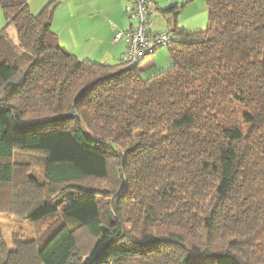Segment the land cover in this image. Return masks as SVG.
Here are the masks:
<instances>
[{
    "label": "trees",
    "instance_id": "trees-1",
    "mask_svg": "<svg viewBox=\"0 0 264 264\" xmlns=\"http://www.w3.org/2000/svg\"><path fill=\"white\" fill-rule=\"evenodd\" d=\"M28 2L0 0L17 33L0 31V214L41 220L61 197L74 223L12 248L0 226V264H264V0H206L207 28H170L150 78L79 59L52 30L60 0Z\"/></svg>",
    "mask_w": 264,
    "mask_h": 264
},
{
    "label": "crops",
    "instance_id": "crops-1",
    "mask_svg": "<svg viewBox=\"0 0 264 264\" xmlns=\"http://www.w3.org/2000/svg\"><path fill=\"white\" fill-rule=\"evenodd\" d=\"M51 0H29L38 13ZM159 8V3L154 0ZM125 0H60L52 21L58 43L79 59L113 65L122 61L126 50L123 40L115 42L118 30H129L133 22L126 12ZM158 16L155 21L158 24ZM8 24L0 7V31ZM157 61L149 65L157 68Z\"/></svg>",
    "mask_w": 264,
    "mask_h": 264
},
{
    "label": "rangeland",
    "instance_id": "rangeland-1",
    "mask_svg": "<svg viewBox=\"0 0 264 264\" xmlns=\"http://www.w3.org/2000/svg\"><path fill=\"white\" fill-rule=\"evenodd\" d=\"M159 3L158 25L157 31H166L173 28L177 23L180 27L185 28L188 32L202 31L208 25V8L206 0H155ZM155 19V18H154ZM12 39H17V33L14 24H9L6 28ZM155 60L157 68H150L149 65ZM94 62V61H93ZM97 63V62H96ZM173 64L169 53L168 46H161L155 54L148 55L140 64V68L144 70L143 77L150 78L157 73L169 69ZM4 96V92H0V97ZM44 156L33 153H22L18 155L14 161L30 166H23V170L19 169L18 174H31L38 179L43 180L44 177ZM58 197L55 205L58 211L47 217L33 221L25 218H17L8 214H0V226L4 232L5 240L10 248L14 247V235L20 234L25 240H33L40 238L49 229L48 236L60 225L66 224L72 228L73 220L65 217L62 210L66 208L70 202L61 201ZM51 227V228H50ZM51 230V231H50ZM47 236V237H48Z\"/></svg>",
    "mask_w": 264,
    "mask_h": 264
},
{
    "label": "built area",
    "instance_id": "built-area-1",
    "mask_svg": "<svg viewBox=\"0 0 264 264\" xmlns=\"http://www.w3.org/2000/svg\"><path fill=\"white\" fill-rule=\"evenodd\" d=\"M126 12L133 22L129 30H118L114 41L123 40L126 50L123 62L134 67L148 55L155 54L161 46H167L176 40V36L169 28L166 31H157L155 16L158 7L154 0H125Z\"/></svg>",
    "mask_w": 264,
    "mask_h": 264
}]
</instances>
